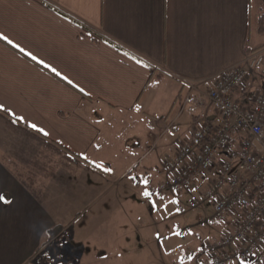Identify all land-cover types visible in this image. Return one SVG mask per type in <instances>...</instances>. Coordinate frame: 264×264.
I'll use <instances>...</instances> for the list:
<instances>
[{
    "label": "crops",
    "instance_id": "0c3cea01",
    "mask_svg": "<svg viewBox=\"0 0 264 264\" xmlns=\"http://www.w3.org/2000/svg\"><path fill=\"white\" fill-rule=\"evenodd\" d=\"M261 16L264 0H0V264H180L146 197L170 182L163 162L194 129L221 124L207 93L264 45ZM261 91L252 71L234 98ZM229 227L201 244L196 233L193 249Z\"/></svg>",
    "mask_w": 264,
    "mask_h": 264
},
{
    "label": "built area",
    "instance_id": "2783aa9c",
    "mask_svg": "<svg viewBox=\"0 0 264 264\" xmlns=\"http://www.w3.org/2000/svg\"><path fill=\"white\" fill-rule=\"evenodd\" d=\"M252 71L264 77V48L215 77L207 97L221 116V124L207 121L196 128L173 158L163 163L171 175L169 189L175 192L190 190L200 174L221 167L220 176L209 186L214 204L206 222L227 224L235 218V227L220 241L206 245L199 264H264V91L256 93L248 105L234 98ZM220 155H224L221 160Z\"/></svg>",
    "mask_w": 264,
    "mask_h": 264
},
{
    "label": "rangeland",
    "instance_id": "374dc122",
    "mask_svg": "<svg viewBox=\"0 0 264 264\" xmlns=\"http://www.w3.org/2000/svg\"><path fill=\"white\" fill-rule=\"evenodd\" d=\"M186 191H184L185 193ZM175 193L173 190H164L162 196L151 195V198L146 197L147 204L149 207V220L153 221V226H155V230L162 232L163 236H166L163 245L179 248L180 251H184L187 253L193 249L195 246L199 245L203 242L206 236L209 237L210 230L218 231L222 230L225 226L215 222L212 226H208L206 220L212 217V196L207 195V197L203 201H199L200 197L193 195V198H197L199 201L197 206L195 207L192 204V195L186 197H181L178 201L175 199ZM192 198V199H191ZM183 207L184 211L181 212L180 208ZM144 208V207H142ZM153 209V212H151ZM143 213V209H141ZM199 216L203 219V221L199 220ZM157 222V223H156ZM161 223L165 227V229H161ZM157 224L159 227H157ZM159 228V229H158ZM180 230H185L186 235L181 237L179 235ZM149 231H151L149 229ZM200 232L199 239L196 233ZM223 232V231H222ZM153 238L151 241H155ZM196 240V244H195ZM202 240V241H201ZM191 243V245H190ZM159 244L156 242L153 244V247H157ZM194 246V247H193ZM182 255V254H181ZM69 259H73V263L78 259L82 264H142L143 263V255H133L125 256H105V255H96V256H85V255H68ZM186 257V258H185ZM83 261V262H82ZM93 262V263H92ZM180 264H199L197 259H191L187 257V254H184V258L181 256L179 260ZM63 264H71L67 263L66 259ZM232 264H252V263H239L234 262Z\"/></svg>",
    "mask_w": 264,
    "mask_h": 264
},
{
    "label": "trees",
    "instance_id": "16d2710c",
    "mask_svg": "<svg viewBox=\"0 0 264 264\" xmlns=\"http://www.w3.org/2000/svg\"><path fill=\"white\" fill-rule=\"evenodd\" d=\"M259 29H260V32L262 34H264V16H261V18H260V27H259ZM262 47H264V45L261 46L260 48H262Z\"/></svg>",
    "mask_w": 264,
    "mask_h": 264
},
{
    "label": "snow or ice",
    "instance_id": "6c2138e0",
    "mask_svg": "<svg viewBox=\"0 0 264 264\" xmlns=\"http://www.w3.org/2000/svg\"><path fill=\"white\" fill-rule=\"evenodd\" d=\"M0 38H3L5 40H8V37L7 36H3L2 34H0ZM9 43H11V41H9ZM17 47H19V46L17 45ZM29 55H31V54L29 53ZM53 71H56V70L53 69ZM32 127L33 128H36L37 126L33 124ZM40 131H43V129H40Z\"/></svg>",
    "mask_w": 264,
    "mask_h": 264
}]
</instances>
